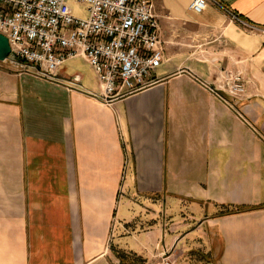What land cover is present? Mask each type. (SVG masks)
I'll use <instances>...</instances> for the list:
<instances>
[{"label": "crops", "instance_id": "obj_1", "mask_svg": "<svg viewBox=\"0 0 264 264\" xmlns=\"http://www.w3.org/2000/svg\"><path fill=\"white\" fill-rule=\"evenodd\" d=\"M151 1L156 82L109 104L0 61V264H264V143L212 89L264 86V0Z\"/></svg>", "mask_w": 264, "mask_h": 264}, {"label": "built area", "instance_id": "obj_2", "mask_svg": "<svg viewBox=\"0 0 264 264\" xmlns=\"http://www.w3.org/2000/svg\"><path fill=\"white\" fill-rule=\"evenodd\" d=\"M68 1L85 5L86 17L74 16ZM208 4L247 26L216 0H192L189 9L200 13ZM158 30L151 0H0V34L11 57L47 80L56 79L66 61L81 57L98 84V93L84 94L105 104L156 82L149 76L163 59ZM212 86L219 95L244 96L236 72L220 69ZM67 89L78 90L70 83Z\"/></svg>", "mask_w": 264, "mask_h": 264}, {"label": "rangeland", "instance_id": "obj_3", "mask_svg": "<svg viewBox=\"0 0 264 264\" xmlns=\"http://www.w3.org/2000/svg\"><path fill=\"white\" fill-rule=\"evenodd\" d=\"M68 5L72 10V13L74 16L78 18H84L87 15L86 7L85 5L75 3L73 1H68ZM9 63L11 64H18L20 61L14 59L9 54L8 58ZM158 67L157 69H159ZM61 70H63V74L66 76H70L73 73H78L83 80V84H85L89 90L97 91V84L95 80V75L93 74V71L91 70V67L83 60L81 57H76L73 59H70L64 63V65L61 67ZM244 96L242 99L238 100L239 103L237 104L238 107H240V112L245 113H251L252 114V122L255 124V133H259L260 136L257 135V137H260L262 142L264 143V86L263 82L260 79L259 76H254L249 80L244 79ZM223 95L233 98L226 92H221ZM252 102L247 103V106H245L246 100ZM257 130V131H256ZM184 264H201L193 262L192 260H186L184 261Z\"/></svg>", "mask_w": 264, "mask_h": 264}, {"label": "water", "instance_id": "obj_4", "mask_svg": "<svg viewBox=\"0 0 264 264\" xmlns=\"http://www.w3.org/2000/svg\"><path fill=\"white\" fill-rule=\"evenodd\" d=\"M10 54L7 38L0 34V61H4Z\"/></svg>", "mask_w": 264, "mask_h": 264}, {"label": "trees", "instance_id": "obj_5", "mask_svg": "<svg viewBox=\"0 0 264 264\" xmlns=\"http://www.w3.org/2000/svg\"><path fill=\"white\" fill-rule=\"evenodd\" d=\"M5 61V60H4ZM257 207H253L251 209H256ZM238 210H233V211H226V212H222L220 215H229V214H234V213H237Z\"/></svg>", "mask_w": 264, "mask_h": 264}]
</instances>
